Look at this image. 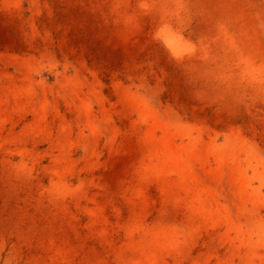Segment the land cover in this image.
I'll use <instances>...</instances> for the list:
<instances>
[{
    "label": "rangeland",
    "instance_id": "rangeland-1",
    "mask_svg": "<svg viewBox=\"0 0 264 264\" xmlns=\"http://www.w3.org/2000/svg\"><path fill=\"white\" fill-rule=\"evenodd\" d=\"M149 3L0 0V264H264V0Z\"/></svg>",
    "mask_w": 264,
    "mask_h": 264
},
{
    "label": "bare ground",
    "instance_id": "bare-ground-1",
    "mask_svg": "<svg viewBox=\"0 0 264 264\" xmlns=\"http://www.w3.org/2000/svg\"><path fill=\"white\" fill-rule=\"evenodd\" d=\"M182 6V5H181ZM185 6V5H184ZM261 19H263L264 18V10L263 11H261ZM179 19V18H178ZM153 20V19H152ZM160 21V20H159ZM132 24V23H131ZM260 24V23H259ZM258 24V25H259ZM259 27V26H258ZM259 30L260 31H258L257 30V28H256V30L252 27L251 28V33H252V35H245V34H243V39H244V43H247V41H248V46H249V44L252 42L253 43V48L255 47V48H257V50H258V48H259V51H261L260 53H264V22H263V24H260V27H259ZM160 33V32H159ZM163 35H164V37H165V40L167 41V43L169 44V45H171V46H174V47H176V48H179V46H183V47H186V48H188V44H190V43H188V41H186L185 40V37H183V35L178 31V30H176V29H174V28H172V27H170V25H164L163 26ZM262 37H263V39H262ZM227 45V44H226ZM229 45V44H228ZM235 45V44H234ZM235 47V46H234ZM173 48V47H172ZM232 48V47H231ZM237 49V48H236ZM237 56V55H236ZM247 56H250V57H252L253 58V56H252V54H250V55H247ZM64 85V84H63ZM74 87H72L71 89H73ZM79 89V88H78ZM78 89H76L77 91H78ZM12 90V89H11ZM17 90H19V89H17ZM76 90H74V92L76 91ZM22 91V90H21ZM20 91V93H22ZM25 91V90H24ZM71 91V90H70ZM39 92H40V90H39ZM73 92V91H72ZM5 93V92H4ZM16 93H19V92H16ZM25 93V92H24ZM76 93V92H75ZM13 94V93H12ZM26 94V93H25ZM28 94H29V92H28ZM39 94V93H38ZM43 94V93H42ZM11 95V94H10ZM24 95V94H23ZM32 95V94H31ZM19 96H22V95H20L19 94ZM45 96V95H44ZM17 97V96H16ZM22 97H25V95L24 96H22ZM28 97L26 96V99H27ZM34 98V97H33ZM40 98V97H39ZM6 99V98H5ZM45 99V98H44ZM29 100V99H28ZM20 101V100H19ZM37 101H39V100H37ZM45 101V100H44ZM86 101V100H85ZM97 101V100H96ZM26 102V101H25ZM29 102V101H28ZM27 102V103H28ZM34 102V101H33ZM40 102V101H39ZM88 102V101H87ZM22 103V102H21ZM24 103V102H23ZM36 103V102H35ZM81 103V102H80ZM12 105H14L13 103H11ZM42 105V104H41ZM85 105V104H84ZM10 106V105H9ZM82 106V105H81ZM42 108V107H41ZM40 108V109H41ZM85 109V108H84ZM42 110V109H41ZM90 113V112H89ZM83 115V114H82ZM89 115V114H88ZM87 115V116H88ZM41 117V116H40ZM1 118V117H0ZM85 119H86V117H85ZM85 123V122H84ZM95 123V122H94ZM86 125V124H85ZM95 125V124H94ZM65 126V125H64ZM107 126V125H106ZM88 127H90V126H88ZM105 127V126H104ZM41 128V127H40ZM61 128V127H60ZM36 129V128H35ZM103 129V128H102ZM61 130V129H60ZM93 130V129H92ZM64 131V130H63ZM67 132V131H66ZM65 134V133H64ZM63 134V135H64ZM61 135V134H60ZM90 135H92L91 133H90ZM85 136V135H84ZM30 137V136H29ZM12 138H14V137H12ZM65 139V138H64ZM62 140H63V137H62ZM84 141V140H83ZM64 142V141H63ZM66 142V141H65ZM155 144V143H154ZM161 145V144H160ZM68 146V145H67ZM158 146V145H157ZM155 147V146H154ZM156 148V147H155ZM158 148V147H157ZM158 150H160V149H158ZM156 151V150H155ZM93 152V151H92ZM172 152V151H171ZM169 153V152H168ZM167 153V154H168ZM161 154V153H160ZM165 154V153H164ZM164 154H163V156H164ZM177 154V153H176ZM170 155H171V153H170ZM194 155V154H193ZM169 156V155H168ZM58 158V157H57ZM60 158H62V157H60ZM169 158H171V157H169ZM181 158V157H180ZM165 159H166V157H165ZM186 159V158H185ZM62 161V160H61ZM175 161H176V159H175ZM177 162V161H176ZM159 165V164H158ZM225 165V164H224ZM66 168V167H65ZM201 174V173H200ZM216 175V174H215ZM205 176V175H204ZM60 177V176H59ZM201 177V176H200ZM203 177V176H202ZM158 178V177H157ZM219 178V177H218ZM202 179V178H201ZM228 179V177H226V179L225 180H227ZM229 182H230V184L227 182V184H229V185H231L230 187V189L232 190V195H237L236 197H238V195L239 194H242L243 192V189H244V183H243V180H241V179H235V178H233V177H229ZM197 178H194V179H191V182L192 183H197ZM246 181V180H245ZM200 182V181H199ZM180 183V182H179ZM182 183V182H181ZM247 183V182H246ZM194 184V185H195ZM228 185V186H229ZM171 186V185H170ZM169 186V187H170ZM195 187V186H194ZM225 188V187H224ZM177 189H178V187H177ZM245 193V192H244ZM174 195H175V193H174ZM231 195V194H230ZM232 195H231V198H232ZM243 195V194H242ZM245 195V194H244ZM244 197V196H243ZM243 197H242V199H243ZM247 197V196H246ZM170 198V197H169ZM173 198V197H172ZM189 198V197H188ZM197 199V198H196ZM235 199V198H234ZM237 199V198H236ZM173 200V199H172ZM195 200V199H194ZM232 200V199H231ZM173 203V202H172ZM196 203H197V201H196ZM199 203V202H198ZM197 203V204H198ZM194 204V203H193ZM191 205V204H190ZM189 205V206H190ZM244 205V204H243ZM194 205H192V207H193ZM195 206H199V205H195ZM238 206V205H237ZM192 207H190V208H192ZM203 207V206H202ZM201 207V208H202ZM236 207V206H235ZM234 207V208H235ZM197 209V208H196ZM203 209V208H202ZM238 209V208H237ZM190 210V209H189ZM192 210V209H191ZM198 210V209H197ZM236 210V209H235ZM238 211H240V210H237V212ZM201 213H202V211H200ZM203 213H204V211H203ZM192 214V213H191ZM195 214V213H194ZM199 214V213H198ZM200 215V214H199ZM196 216V215H195ZM201 216H203V215H201ZM207 216L208 215H206V218L205 219H207ZM204 217V216H203ZM202 217V218H203ZM193 218V217H192ZM195 218V217H194ZM198 218V217H197ZM196 218V219H197ZM201 218V217H200ZM204 219V218H203ZM211 219V218H210ZM200 220V219H199ZM202 221H204V220H202ZM195 222V221H194ZM191 224V223H190ZM157 226V225H156ZM192 226L194 227V225L192 224ZM188 227V226H187ZM193 227H192V229H193ZM191 229V230H192ZM190 230V229H189ZM188 230V231H189ZM161 231V230H160ZM193 231H195V230H193ZM192 232V231H191ZM159 233V232H158ZM190 233V232H189ZM188 233V234H189ZM191 235V234H190ZM189 235V236H190ZM188 236V237H189ZM193 236V235H192ZM153 238V237H152ZM189 238H191V237H189ZM168 239V238H167ZM148 240H150V239H148ZM242 240V239H241ZM258 240V239H257ZM154 241H156V240H154ZM148 243H150V241H148L147 242V244ZM160 243V242H159ZM164 242L162 241V244H163ZM189 243V242H188ZM154 245H156L155 244V242L153 243ZM174 244V243H173ZM149 245V244H148ZM165 245V244H164ZM161 246V245H160ZM152 247V246H151ZM159 247V246H158ZM157 247V248H158ZM160 250H163V249H161L160 248ZM176 250H177V248H176ZM148 251V250H147ZM172 251H173V249H172ZM60 253V252H59ZM147 253H149L147 256H148V258H152V257H154L155 255V250L154 249H151L150 251H148ZM156 253H159V252H156ZM150 256V257H149ZM177 256V255H176ZM230 256V255H229ZM156 257H158V256H156ZM135 258H137V257H135ZM131 259H134V258H131ZM135 260V259H134ZM157 261V260H156ZM134 263V262H133ZM151 263V262H150ZM221 264H223V263H221Z\"/></svg>",
    "mask_w": 264,
    "mask_h": 264
},
{
    "label": "clouds",
    "instance_id": "clouds-1",
    "mask_svg": "<svg viewBox=\"0 0 264 264\" xmlns=\"http://www.w3.org/2000/svg\"><path fill=\"white\" fill-rule=\"evenodd\" d=\"M138 8L145 14L152 11V6L150 5L149 0H138ZM221 31H223L222 26ZM188 49L189 51H194L195 46L188 44ZM225 55H228L227 51ZM233 69L238 76L239 82L248 87L264 90V62H257L250 56H240L234 66L226 65L221 67L219 78L223 81L231 79Z\"/></svg>",
    "mask_w": 264,
    "mask_h": 264
}]
</instances>
